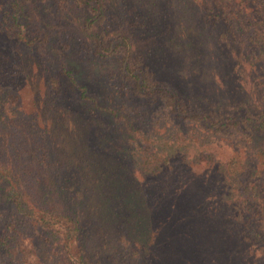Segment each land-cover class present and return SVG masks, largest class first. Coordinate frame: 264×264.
I'll list each match as a JSON object with an SVG mask.
<instances>
[{
    "label": "rangeland",
    "instance_id": "obj_1",
    "mask_svg": "<svg viewBox=\"0 0 264 264\" xmlns=\"http://www.w3.org/2000/svg\"><path fill=\"white\" fill-rule=\"evenodd\" d=\"M22 1L30 6L19 7L20 20L27 18L32 28L21 39H5L19 44V54L26 62L6 57L7 49L1 53L4 71L21 63L24 74L16 81L0 83L1 105H9L0 124V160L11 167L12 179L26 187L33 198L38 195L41 204L72 217L82 210L87 219L94 218L81 197L85 194L78 187V171L66 169L67 165L79 163V170L88 167L87 176L99 166L105 170L125 166L129 170L122 178L149 182L145 189L148 200L140 199L142 205L138 206L141 211L145 206L155 210L153 224L137 225L143 239L123 243L126 253L118 259L123 264H144L149 261L151 246L144 247L145 243L161 239L157 224L167 217L158 208L162 199H169V206L171 201L187 202L196 197L192 192L191 197L178 194L174 188L156 191L160 189L157 181L162 179L153 174L166 167L177 171L175 176L190 167L204 174L215 162L229 164V157L241 145L231 136L233 131L240 128L246 132L239 124L240 117L247 109L252 112L264 104V67L259 69L255 53L245 51L227 33V10L214 0L205 8L196 0H101L102 5L99 0ZM257 18L243 20L245 32ZM9 27L12 33L19 29L14 23ZM23 41H32L29 53L23 50ZM69 77L87 89H77ZM144 79L153 86L147 87ZM47 83L59 84L60 92L49 95L48 100L60 101L63 93L67 97L62 99L72 111L59 114L73 127L68 129L72 131L69 143L60 140L63 151L56 150L45 133L55 117L53 110L41 105V100L35 104L36 94L42 97ZM173 94L179 109L167 105L166 97ZM202 117L217 120L220 133L208 129ZM70 155L71 160H67ZM160 166L166 167L158 169ZM153 202L160 204L155 207ZM92 222L87 221L88 227L95 225L96 221ZM28 232L22 236L28 239L24 247L34 249L35 245L33 257L39 254L40 259H36L40 264L62 262L49 233L42 228ZM93 233L96 236L100 231ZM105 243L99 240L100 245ZM132 246L143 254H133ZM249 251L243 264H264V247Z\"/></svg>",
    "mask_w": 264,
    "mask_h": 264
},
{
    "label": "trees",
    "instance_id": "obj_2",
    "mask_svg": "<svg viewBox=\"0 0 264 264\" xmlns=\"http://www.w3.org/2000/svg\"><path fill=\"white\" fill-rule=\"evenodd\" d=\"M210 1L212 0H196V4L205 8L207 3H211ZM214 1L227 10L224 15L227 33L234 36L235 42L241 44V48L245 51L252 50L255 53L254 62L259 69L261 66L264 67V0ZM99 3L102 5L101 0ZM0 6L2 29L0 64L4 60L1 55L4 49H7L6 57H20L26 62L19 54V44L8 43L5 38L13 37L16 41L23 38L22 34L29 32L28 29L32 28V25L27 18H23L24 22L20 20L22 18L19 7L25 8L30 5L22 0H0ZM4 13L8 14L7 18L2 15ZM256 18L258 19L256 24L245 32L243 20L252 21ZM7 23L10 24L9 26L13 23L18 24L19 29L15 31L18 34L12 33ZM21 46L29 53L33 43L23 41ZM18 62L13 61V63ZM21 68H23L21 63L15 66L11 64L6 71L0 66V83H9L16 81L17 77H23L24 68ZM73 78L71 80L77 89H87L86 85L75 83ZM136 79L138 80L137 76ZM144 82L149 88L153 86L148 79H144ZM57 86L59 84H45L42 97L40 93L36 94L35 104H40L41 100V105H48L47 109L53 110L55 117L50 120V125L46 126L45 133L50 137L51 145L56 150L63 151V148L59 147L60 140L62 144L63 141L69 143L72 131L68 129L73 130V127L70 128L69 122L63 121L59 114L63 110L68 111L67 113L72 111L69 110L66 99L65 101L62 99L67 97L63 93L60 94V101L48 100L49 95L60 93ZM136 86L140 88L139 83H136ZM2 94L0 88V96ZM17 94L19 95V91ZM175 96L173 94L172 97H166L167 105L172 108H178ZM1 103L2 101H0V124L3 112L9 108V105L4 104L3 107ZM83 113L87 116L88 112L83 110ZM202 118L206 121L208 129L220 133V123L217 120ZM239 124L243 125L246 132L240 128L233 131L234 134L231 136H234L238 143L241 142V145L237 148V152L229 157L231 158L229 164L215 162L211 168L204 171V174L190 167L183 174L176 175L180 179H176L177 171L168 170L166 166H163L166 169L161 173L154 172L153 176L162 179L157 181L160 182V189L156 191L165 192L174 188L178 194L191 197L193 193L196 197L189 198L187 202L174 200L169 206L167 202L170 200L162 199V204L158 208L163 210V214L167 217L157 224L161 239L155 237L151 239L153 241L150 244L145 243L144 247L151 246H149V261L146 260L144 264H243L246 251L264 247V104H261L259 109L254 108L252 112L250 108L249 111L247 109V114L240 117ZM246 148H250V152H246ZM78 156L82 157L83 154L80 153ZM208 156L210 159L213 157L211 154ZM67 160H71V155ZM80 166L77 163L74 167L67 165L65 168L68 170L74 168L78 171V187L80 186L85 194L81 196L85 198L84 205H89L92 209L94 216L92 219H87V213L82 210L78 211L80 215L72 217L61 213L56 207L51 209L41 204L38 195L33 198V195L26 191V187L12 179L11 167L0 160V264H40L38 262L40 255L36 256L38 260L33 257L34 249L37 250L35 245L34 249L25 248L24 243L28 239L22 238L24 231H29L30 234L37 228L49 233L52 241L50 243L57 249V253L60 252L62 262L58 264H123L118 259L126 253L127 248L124 244L132 238L137 241L143 239L139 232L141 228L137 225L145 226L149 223L151 227L153 224L155 210L145 206L147 203H143L145 208L142 211L138 206V204L142 205L140 199L148 200L145 189L150 183L132 182L122 178L124 172L129 170L125 166L107 170L99 166L88 176V167L79 170ZM163 167L160 166L158 169ZM54 168L62 170L63 166ZM152 204L156 207L160 203ZM88 220L92 224H94L92 220H95L97 224L88 227ZM97 225L101 228L98 229ZM106 228H108L107 234ZM95 230L100 231L96 236L93 233ZM99 240L106 243L100 245ZM131 248L133 254H143L133 246ZM249 252L254 253V251ZM52 258L50 254L48 260L52 262ZM123 261H126L125 257Z\"/></svg>",
    "mask_w": 264,
    "mask_h": 264
}]
</instances>
